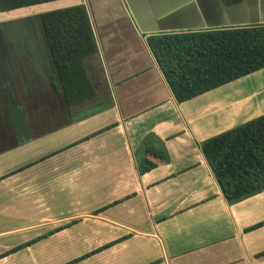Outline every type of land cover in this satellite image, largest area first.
Wrapping results in <instances>:
<instances>
[{"label":"crops","instance_id":"0c3cea01","mask_svg":"<svg viewBox=\"0 0 264 264\" xmlns=\"http://www.w3.org/2000/svg\"><path fill=\"white\" fill-rule=\"evenodd\" d=\"M78 4L96 44L84 61L94 98L76 113L67 107L46 79L45 40L32 49L46 61L28 64L1 97L0 138L10 144L0 139V196L17 200L0 206V264H264L254 257L264 249V189L228 203L199 148L262 114L247 104L253 93L220 100V85L176 102L123 0L40 2L0 11V24ZM194 9L220 25L183 30L264 24V0H199ZM145 137L167 158L139 173Z\"/></svg>","mask_w":264,"mask_h":264},{"label":"trees","instance_id":"16d2710c","mask_svg":"<svg viewBox=\"0 0 264 264\" xmlns=\"http://www.w3.org/2000/svg\"><path fill=\"white\" fill-rule=\"evenodd\" d=\"M47 1L0 0V11ZM40 18L54 72L48 80L76 113L95 94L84 67L85 59L96 54L87 12L78 4L43 12ZM145 43L176 102L264 67V24L155 32L146 35ZM138 146L144 153L136 166L139 173L167 158L146 137ZM199 148L228 203L264 189V113L200 141ZM263 254L264 249L254 257Z\"/></svg>","mask_w":264,"mask_h":264},{"label":"flooded vegetation","instance_id":"af4514ba","mask_svg":"<svg viewBox=\"0 0 264 264\" xmlns=\"http://www.w3.org/2000/svg\"><path fill=\"white\" fill-rule=\"evenodd\" d=\"M41 25L40 16L35 20L30 19V16H24L0 24V56L4 55L3 61L6 60L8 63L4 67L6 80L5 82L3 80L4 83L0 81V102L3 100L1 97L5 94L4 92L20 84V74L29 69L28 64L37 60L46 61L48 52L45 54L43 50L41 52L38 49L36 51L32 49L35 43L41 44L44 41ZM4 52L7 53V57ZM50 75L47 74L46 77L48 82Z\"/></svg>","mask_w":264,"mask_h":264},{"label":"water","instance_id":"95a60500","mask_svg":"<svg viewBox=\"0 0 264 264\" xmlns=\"http://www.w3.org/2000/svg\"><path fill=\"white\" fill-rule=\"evenodd\" d=\"M140 33L214 27L220 23L199 18L195 3L199 0H123Z\"/></svg>","mask_w":264,"mask_h":264},{"label":"rangeland","instance_id":"374dc122","mask_svg":"<svg viewBox=\"0 0 264 264\" xmlns=\"http://www.w3.org/2000/svg\"><path fill=\"white\" fill-rule=\"evenodd\" d=\"M222 90V92H220L222 94L221 98H219L220 100L225 99V97H227L229 99H239L238 102L245 98L250 96L253 93V96L255 98H253L248 104V106L252 107L253 103L256 102V106L260 107L259 109L261 110V113L264 112V67L260 68L256 71H253L249 74H246L244 76H241L233 81H230L228 83H225L223 85L220 86ZM205 102V100H203L202 102H199L200 105H202ZM108 104V100L104 99L101 101V103L99 104L98 102V106H104ZM237 104V102H236ZM101 105V106H100ZM238 105V104H237ZM237 105H234V107H236ZM252 109V108H251ZM229 111V110H228ZM225 114H229V112L223 111L222 117H225ZM1 130V128H0ZM4 131V128H3ZM1 139V142L4 141ZM6 141H4V143H9V138H5ZM17 150L16 147H14V149L10 152V155H13V157L16 159V155H17ZM16 163V160H15ZM44 170H46V165H44L40 171H38L39 174L43 175L46 174L47 172H44ZM1 195V194H0ZM251 196V195H249ZM9 197V201H16L17 199H12L10 198V196L5 195V196H0V206H3L4 203L7 202V198ZM52 208V207H51ZM38 213V212H36ZM42 213H47L46 211H42ZM39 214V213H38Z\"/></svg>","mask_w":264,"mask_h":264}]
</instances>
